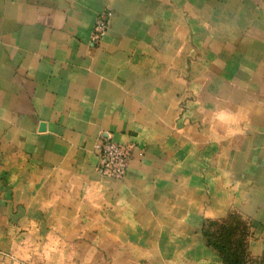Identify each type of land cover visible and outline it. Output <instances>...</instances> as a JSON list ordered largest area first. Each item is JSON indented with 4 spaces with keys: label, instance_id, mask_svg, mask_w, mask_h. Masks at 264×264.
Instances as JSON below:
<instances>
[{
    "label": "crops",
    "instance_id": "crops-1",
    "mask_svg": "<svg viewBox=\"0 0 264 264\" xmlns=\"http://www.w3.org/2000/svg\"><path fill=\"white\" fill-rule=\"evenodd\" d=\"M231 214L260 258L264 0H0V264H222Z\"/></svg>",
    "mask_w": 264,
    "mask_h": 264
},
{
    "label": "trees",
    "instance_id": "trees-1",
    "mask_svg": "<svg viewBox=\"0 0 264 264\" xmlns=\"http://www.w3.org/2000/svg\"><path fill=\"white\" fill-rule=\"evenodd\" d=\"M202 233L205 244L217 254L222 264H264V254L258 259L249 256L248 228L238 215L205 221Z\"/></svg>",
    "mask_w": 264,
    "mask_h": 264
},
{
    "label": "built area",
    "instance_id": "built-area-1",
    "mask_svg": "<svg viewBox=\"0 0 264 264\" xmlns=\"http://www.w3.org/2000/svg\"><path fill=\"white\" fill-rule=\"evenodd\" d=\"M107 31V14L98 15L94 21L91 39L99 44ZM99 155L98 173L105 179L120 181L125 175L133 155V147L115 143L110 137H103L95 145Z\"/></svg>",
    "mask_w": 264,
    "mask_h": 264
}]
</instances>
